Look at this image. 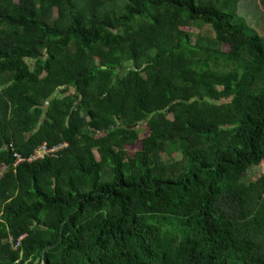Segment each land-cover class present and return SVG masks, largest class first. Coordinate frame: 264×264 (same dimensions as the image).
I'll return each mask as SVG.
<instances>
[{"label": "trees", "instance_id": "obj_1", "mask_svg": "<svg viewBox=\"0 0 264 264\" xmlns=\"http://www.w3.org/2000/svg\"><path fill=\"white\" fill-rule=\"evenodd\" d=\"M240 3L0 0V264H264V23Z\"/></svg>", "mask_w": 264, "mask_h": 264}, {"label": "rangeland", "instance_id": "obj_2", "mask_svg": "<svg viewBox=\"0 0 264 264\" xmlns=\"http://www.w3.org/2000/svg\"><path fill=\"white\" fill-rule=\"evenodd\" d=\"M239 14L244 16L249 24L253 27L260 26L258 30L262 32L264 23V7L261 4V0H241L239 5ZM57 15V14H56ZM224 51H229V46H223ZM140 133L141 127H140ZM129 152H133L139 149V142L133 145L126 146ZM180 159V157H178ZM261 174H264V163L260 166L253 167L247 175L248 180L255 181Z\"/></svg>", "mask_w": 264, "mask_h": 264}, {"label": "built area", "instance_id": "obj_3", "mask_svg": "<svg viewBox=\"0 0 264 264\" xmlns=\"http://www.w3.org/2000/svg\"><path fill=\"white\" fill-rule=\"evenodd\" d=\"M67 147V143H62L53 147L47 146V144H43L41 147H39L32 155H30L28 158L22 157L19 154H14V166L23 163L24 161H32L36 159H42L45 156H51L56 157L60 151H63Z\"/></svg>", "mask_w": 264, "mask_h": 264}, {"label": "water", "instance_id": "obj_4", "mask_svg": "<svg viewBox=\"0 0 264 264\" xmlns=\"http://www.w3.org/2000/svg\"><path fill=\"white\" fill-rule=\"evenodd\" d=\"M137 125H134V127H136Z\"/></svg>", "mask_w": 264, "mask_h": 264}]
</instances>
